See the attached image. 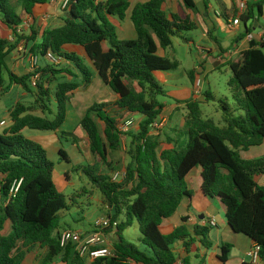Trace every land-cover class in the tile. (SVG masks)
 I'll return each instance as SVG.
<instances>
[{
  "label": "trees",
  "instance_id": "16d2710c",
  "mask_svg": "<svg viewBox=\"0 0 264 264\" xmlns=\"http://www.w3.org/2000/svg\"><path fill=\"white\" fill-rule=\"evenodd\" d=\"M47 2L0 0V24L13 31L22 24L24 16H32L35 7ZM178 3L176 13L168 11L166 0L135 5L130 21L136 38L122 42L107 17L123 20L130 8L128 0H72L63 11L66 16L62 25L44 31L40 43L29 50L30 55L48 62L38 67L35 88L31 86L32 74L17 76L5 63L19 43L34 39L17 34L13 43L0 39V89L5 71L10 84L3 92L16 85L34 98L31 107L15 105L9 115L11 125L0 135V264H23L26 255L36 247L45 250L40 264H53L57 260L60 264H176L174 244L182 242L189 253L196 238H200V243L208 247L205 228L194 227L192 235L184 226L169 235L160 232L162 222L176 213L183 199L191 197L186 178L196 168L201 169L202 193L219 200L226 208L229 229L257 244L260 264H264V186L255 183V178L264 173V158L244 160L240 156V152L264 145V41L250 42L241 60L228 64L231 72L228 88L234 107L220 103L223 127L203 120L201 102L192 100L185 104V124L177 138L161 141L150 133L164 107L158 97L165 93L153 75L175 71L179 64L159 57L157 51L169 48L172 38L181 37L183 32L198 29L196 1L178 0ZM16 6L21 9L20 15ZM263 6L264 0L247 2L244 13L237 10L235 16L222 14V19L239 17L245 26L243 34L249 35L263 16ZM207 36L218 43L213 32ZM69 45L81 47L87 60L65 52L63 48ZM48 56L58 64L50 62ZM62 63L70 66H61ZM76 74L82 77L84 86L91 84L96 74L118 96L113 104L117 112L142 118L138 131L128 135L129 160L119 182H112V177L100 175L92 167L86 173L111 211L108 218L119 221L113 236L112 257L91 263L78 259L70 246L60 248L59 213L67 206L53 180L54 163L39 144L22 135L26 129L59 131L66 120L70 95L80 87L71 81ZM188 78L195 82L193 71ZM202 97L204 101L212 99L208 92ZM109 107V104L93 105L79 126L87 137L91 155L99 157L109 171L117 172L108 157L120 150L122 141L118 123L108 113ZM99 123L103 125L102 131ZM59 157L60 161L70 163L62 150ZM20 180L18 193L9 198L12 185ZM133 223L137 224L143 250L122 236ZM230 248L221 247L218 257L221 263L227 261ZM181 264H191L190 258H184Z\"/></svg>",
  "mask_w": 264,
  "mask_h": 264
},
{
  "label": "rangeland",
  "instance_id": "374dc122",
  "mask_svg": "<svg viewBox=\"0 0 264 264\" xmlns=\"http://www.w3.org/2000/svg\"><path fill=\"white\" fill-rule=\"evenodd\" d=\"M248 2H251V0H248ZM15 9L16 13L20 15L21 9L17 6ZM62 13L65 17L66 13L63 11ZM109 23L114 29H117L118 32H120V29H118L119 26H124V30L126 26H131L130 21L122 23L117 17H109ZM213 23L215 26L213 34L219 41L218 45L224 50L228 49L231 46L230 38L237 35L238 31H228L224 20L220 18H215ZM124 33L126 32L124 31ZM24 35L25 36L23 37L27 38V33ZM203 36L204 33L200 27L194 31L183 32L181 37L172 38V44L169 48L165 50L158 49L157 55L159 57L170 61L175 60L179 64L178 69L175 71L156 72L153 75L154 79L159 84L161 83L160 85L164 88V96L158 97V101L164 106L160 116L165 117L169 121V123L165 122L164 124L168 123L167 133L168 135H172L174 139H176L177 135L183 130L185 124L184 116L187 114L185 104L194 100V96L191 93V83L188 78V73L195 67H199V70L194 74V77L195 80L199 79L201 81L200 89L202 95L206 92L212 95V99L209 101H204L202 96L199 99H196V101L201 102L199 108L202 119L210 120L215 126L221 128L224 124L222 121L220 103L223 101L230 107H234L228 88V81L231 78L229 66L224 64L214 65L212 61H202L201 49H214L216 53L219 51L213 41ZM28 55L30 54L28 53ZM5 63L7 69H11L10 61ZM167 75L171 78L168 79L166 77ZM2 80L3 87H8L10 81L8 74L5 71L2 73ZM71 81L78 83L80 87L70 95L66 112L67 118L59 131L53 133L28 130V133L23 136L39 144L46 151L48 159L54 163V182L59 177H61L60 181L63 182L64 172H68V181L67 183L63 182V184L65 183L64 187H62V184H58V191L64 195L67 206L66 210L59 213L60 225L58 231L72 230L85 232L89 229H93L96 221L108 217V208L103 202L101 193L92 186V183L86 175L88 168H95L98 174H108L110 177H113L116 172L109 171V167L102 163L99 157L91 155L88 148V141L86 142V140L83 139L84 132L80 126L78 129L75 127L76 120L80 121L93 105L105 104L112 101L114 99V94L109 88L102 85L103 83L100 79H92L91 84L84 86L82 83V77L79 74H76ZM22 91L20 90V87L12 85L7 91L0 92V121H5L7 125H9L10 120L8 119V112L14 107L17 101H21L22 103L26 101L24 98L21 99ZM30 97L31 95H28V98ZM178 106L182 107L178 110H173ZM52 107L55 111L54 104ZM109 111V114L116 119L119 128L122 125L123 120L126 118V114L117 112V110H113V108L109 109ZM235 115H238V113ZM137 123L138 122L136 121V124L131 131H138ZM98 125L100 131H102L103 125L101 123ZM3 130H5V128H0V135L4 133ZM131 131L129 130L128 132L121 133L122 146L120 150L116 153H111L108 157L110 165L115 163L117 172L122 173L125 165L128 163L129 158L127 151L130 142L128 135L132 134ZM67 132L72 133V135L67 136ZM43 136L48 137L45 139ZM45 140L49 141V143ZM51 140H53V143ZM54 141L58 142L60 150L65 152L68 156L70 161L69 164L60 161L59 155H57V152L54 150V147H56ZM259 150L263 152L264 147ZM120 180L121 179H119V181ZM99 200H101V203ZM122 236L126 241L135 245L138 249H144L140 244L141 235L136 223H133L129 228L123 231ZM42 257V253H37L36 258L33 260V264H40ZM54 264H60V262L56 263L55 261ZM205 264H209L208 259H206Z\"/></svg>",
  "mask_w": 264,
  "mask_h": 264
},
{
  "label": "crops",
  "instance_id": "0c3cea01",
  "mask_svg": "<svg viewBox=\"0 0 264 264\" xmlns=\"http://www.w3.org/2000/svg\"><path fill=\"white\" fill-rule=\"evenodd\" d=\"M128 1L130 4V8L125 14L124 19L120 20L122 21V23H124L125 21H130V12L135 5L143 4L148 0H128ZM195 1L199 10V14L196 16L198 28L201 27L204 33L203 37L208 38L207 33L214 32L215 30V26L213 23L214 19L215 18L222 19V14H228L230 16H233L235 12L238 10V6L241 0L240 1L239 0H198V1L195 0ZM256 1L257 0H251V3H255ZM95 2L97 1L95 0ZM166 2L169 12L176 13L178 11V5H179L178 0H166ZM62 18H64V16L59 6L57 4H52L51 0H49L45 5L35 7L32 16L23 17V21L31 20V23L29 29L25 30L22 35L25 36L24 34L27 33V38H29L30 40L34 39V42H30L29 40L25 39L23 42L19 43L17 47L9 54L5 62L10 61L11 63V69H9L10 72H12L17 76L30 74V69L28 64V57H29L28 53L31 46L33 44L40 43L41 35L44 31L60 27L62 25ZM107 18L109 21V17ZM234 18L235 17H231L227 21L224 20L225 24L226 22ZM0 29H1L0 39L9 40L10 36L12 35V30H9L6 26L2 24H0ZM118 29H120V32H118L117 29H115V33L119 41L123 42V41L135 40L136 32L133 28L132 23L131 26H126L125 30H124V26H119ZM244 30H245V26L242 23L240 24V26H238L236 29L233 30V32L238 31V34L234 35L233 38H230L231 46L226 50L222 49L220 45H218L219 43L217 44L215 43V46H217L219 50L218 53H216L214 49L212 50L204 49L207 51V54L205 56L201 55L202 61L203 62L212 61L214 65H221V64L228 65L231 62L234 63L239 62L241 60L242 53L250 48V42L259 43L260 35L264 32V17L262 16V18L259 19L258 23L256 22V25H254L253 31L250 33L253 38L251 41L247 39V35L243 34ZM124 31L126 33H124ZM213 37H215L214 34ZM216 40L217 42H219L217 38ZM104 49L105 50L107 49V45H104ZM63 50L67 53H74L77 56L87 60L84 50L81 47L69 45V46H65ZM47 63H48L47 61L41 59L38 62V66L43 67ZM64 65H68V67L70 66L67 63L61 64V66ZM198 70L199 67H195L192 71L195 74L198 72ZM166 77L168 79L171 78L168 75ZM93 79L98 80L99 78L95 74ZM14 86L19 87L16 85ZM2 89H4L3 86ZM2 89H0V91H2ZM20 90L22 91L21 88ZM191 93L194 96V100L199 99L202 96V92L201 94H196V91L194 90V83H191ZM23 98L26 100L24 103H22L21 101H17L15 105L21 104L25 107L33 106L34 98L32 96L28 98V94L22 91L21 99ZM113 98L114 99L112 101L105 103V104H109L110 106L108 108V113L110 112L109 109L111 108H113V110L115 109L113 107V104L117 101L118 96L114 94ZM181 107L182 106L175 107L173 110H178ZM13 108L7 114L8 119H10L9 115L13 110ZM120 113L126 114L125 116L126 118L124 120L126 119L133 120V126L130 128V131L132 130V128H134L136 121L138 122L137 124L139 125V123L142 120V118L137 115H130L125 112H120ZM80 121L76 120V126H75L76 129H78ZM1 122L3 121H0V123ZM157 122L156 124L158 128L151 129L150 133L152 135L159 136L161 141H163V138L164 140L167 137L173 138L172 135H168L167 133L168 132L167 125L169 121L165 117L160 116ZM165 122L168 123L164 124ZM10 125L11 123L9 122V125H7L6 123L5 127H0V128H5V130H3V132H5L10 127ZM27 131H28L27 129L22 131V135L27 134L28 133ZM136 132L137 131L134 132L131 131L132 134ZM66 135L71 136L72 133L67 132ZM83 136H84L83 139H85L87 142V137L85 133L83 134ZM43 137L47 139L48 136H43ZM45 141L49 143V141L47 140ZM51 141L53 143V140ZM54 144L56 146L54 147V150L57 152V155H59L60 148L58 147V142L54 141ZM262 147H264V145L260 147L251 148L246 152H240V156L244 160H256V159L264 158V151L261 152L259 150ZM63 176H64L63 182L67 183L68 172H64ZM60 180L61 177L57 178L55 181L57 188L59 186L58 184H62V187H64L65 183L63 184V182ZM255 183L258 186H264V173L261 176L255 178ZM186 184L188 190L191 192V197L188 199L187 198L183 199L176 213L169 219H166L162 222L160 226V232L163 235H169L174 231V229L180 226H184L187 232L192 235L194 227L197 226L202 229L205 228L208 229V234L206 238V244L208 247H204L200 243V238H196L195 243L190 247L189 253H186V251L184 250L182 242H178L174 244L173 250L177 258L176 264H181V261L186 257L190 258L191 264H205L206 259H208L209 264H251L249 252L253 246L252 241H250L247 237L243 235L234 234L228 227V223L226 219V208L219 202V200L206 197L202 193L201 191L202 179H201L200 168H196L189 173V175L186 178ZM99 202L101 203V200H99ZM110 213L111 211L108 208V215ZM210 220H214L215 226L211 227L209 225ZM92 230L93 229H89L88 231L85 232H90ZM79 232H83V231H79ZM109 234L110 235L108 242L111 243L112 245L113 243L112 238L115 233L109 232ZM225 245H229L231 246V248L229 249L227 261L225 263H221L218 257L220 256L221 253V247ZM37 253H42V256H44L45 250L40 249L39 247L34 248L30 253L26 255L23 264H33V260L36 258ZM58 262L59 261L57 260L56 263Z\"/></svg>",
  "mask_w": 264,
  "mask_h": 264
},
{
  "label": "built area",
  "instance_id": "2783aa9c",
  "mask_svg": "<svg viewBox=\"0 0 264 264\" xmlns=\"http://www.w3.org/2000/svg\"><path fill=\"white\" fill-rule=\"evenodd\" d=\"M72 0H51L52 4H57L61 11H65L68 9ZM97 2H102L105 0H96ZM248 0H241L238 6L239 13H244L246 9V4ZM46 19V17H45ZM44 19V20H45ZM31 20L23 21L22 24L16 27L12 31V35L9 38V42L13 43L15 41V34L22 35L25 30H28L30 27ZM241 22L239 17L232 19L226 22V28L228 31H233L238 26H240ZM247 39L250 41L253 39L251 34L247 35ZM264 41V32L260 35L259 42ZM207 51L201 49V55L205 56ZM48 59L53 64L57 65L58 61L54 59L52 56H48ZM38 62L39 57L36 55H29L28 57V64L30 69L31 77V86L35 88L36 83L39 79V74L37 73L38 70ZM201 81L196 79L194 82V90L196 94H201ZM6 123L3 121L0 123V127H5ZM133 126L132 119L123 120L122 125L119 127L120 133H125L130 130ZM153 128H158L157 124L155 123L152 126ZM124 177V173L116 172L112 177V182H119V179ZM21 185V180L14 182L10 191H9V198H14L15 195L18 193L19 187ZM119 221L113 222L110 218L106 217L101 220L95 222L94 228L90 232H79V231H72V230H63L59 233L58 236V243L60 248L65 249L70 246L75 253L76 257L82 260L85 263H91L95 260L104 259L112 257V245L109 243V230L110 233H115L117 231V226ZM209 225L211 227L215 226L214 220L209 221ZM259 251L260 247L257 244H253L250 252L249 257L251 259V264H260L259 259Z\"/></svg>",
  "mask_w": 264,
  "mask_h": 264
},
{
  "label": "water",
  "instance_id": "95a60500",
  "mask_svg": "<svg viewBox=\"0 0 264 264\" xmlns=\"http://www.w3.org/2000/svg\"><path fill=\"white\" fill-rule=\"evenodd\" d=\"M255 25H256V23H255ZM7 49H5V51H6Z\"/></svg>",
  "mask_w": 264,
  "mask_h": 264
}]
</instances>
